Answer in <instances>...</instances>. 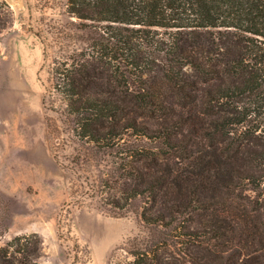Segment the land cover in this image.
Instances as JSON below:
<instances>
[{"label": "trees", "instance_id": "1", "mask_svg": "<svg viewBox=\"0 0 264 264\" xmlns=\"http://www.w3.org/2000/svg\"><path fill=\"white\" fill-rule=\"evenodd\" d=\"M65 13L47 28L51 148L79 202L140 218L114 264H264V0H67ZM41 247L16 235L0 264H43Z\"/></svg>", "mask_w": 264, "mask_h": 264}, {"label": "rangeland", "instance_id": "2", "mask_svg": "<svg viewBox=\"0 0 264 264\" xmlns=\"http://www.w3.org/2000/svg\"><path fill=\"white\" fill-rule=\"evenodd\" d=\"M4 2L14 13L0 33V245L37 232L43 264L117 263L140 218L100 200L79 202L70 192L73 173L51 148L48 117L58 113L43 97L57 52L47 28L54 19L69 20L67 0H0L7 20Z\"/></svg>", "mask_w": 264, "mask_h": 264}, {"label": "bare ground", "instance_id": "3", "mask_svg": "<svg viewBox=\"0 0 264 264\" xmlns=\"http://www.w3.org/2000/svg\"><path fill=\"white\" fill-rule=\"evenodd\" d=\"M102 230V228H100V231Z\"/></svg>", "mask_w": 264, "mask_h": 264}]
</instances>
